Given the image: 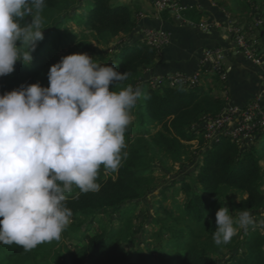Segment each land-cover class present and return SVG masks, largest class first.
<instances>
[{"label": "trees", "instance_id": "1", "mask_svg": "<svg viewBox=\"0 0 264 264\" xmlns=\"http://www.w3.org/2000/svg\"><path fill=\"white\" fill-rule=\"evenodd\" d=\"M63 3L0 0V264H45L47 240L61 228L67 233L71 229L70 239L83 243L57 250L60 264H144L140 250L127 251L120 243L129 233L130 212L155 180L150 155L159 152L180 160L183 141L197 138L194 125L219 114L229 100L198 85H171L166 75L159 84L144 74L155 66L162 48L137 36L128 44L122 40L107 59L103 56L88 65L70 61V74L59 76L53 70L52 82L43 83L46 62L39 58L50 41L58 47L60 27L66 21H76L105 42L133 33L136 27L130 5L122 2L86 0L83 13L67 10L60 21L53 19ZM28 10L45 12L43 24H47L24 37L17 13ZM185 12L187 18L200 21L202 12L197 8ZM161 16L172 22L169 11ZM24 44L27 47L20 53L17 48ZM27 54L34 56L33 64L24 60ZM70 79L76 83L73 92L64 90ZM123 90L128 92L115 103L113 96ZM129 109L135 119L120 120ZM50 110L62 117L80 112L86 119L42 135L37 128ZM158 125L161 129L152 133V126ZM257 141L241 146L222 136L202 150V161L187 175H194L198 184L186 177L173 182L180 183L174 198L179 191L185 194L183 202L175 200L178 213L161 203L147 215L161 226L158 234L169 231L168 242H177L166 256H159L158 264H264V233L256 228L238 239L234 228L220 234L217 223L223 217L217 195L224 187L244 194L232 201L233 209L246 215L239 214L241 218L262 215L264 143ZM204 142L201 136L200 146ZM162 196L167 198L166 191ZM25 197L36 199V205L25 204ZM98 215H103L102 222L120 215L122 224L102 225L84 241ZM72 218L76 221L67 224ZM169 218L181 224L175 226ZM208 233L219 235L204 239Z\"/></svg>", "mask_w": 264, "mask_h": 264}, {"label": "rangeland", "instance_id": "2", "mask_svg": "<svg viewBox=\"0 0 264 264\" xmlns=\"http://www.w3.org/2000/svg\"><path fill=\"white\" fill-rule=\"evenodd\" d=\"M64 1L65 3H63L62 7L55 12L53 19L59 18L60 21L61 15L64 14L67 10H70L72 13L84 12L83 6L86 4V0H73L72 3L71 0ZM111 1L112 3L122 2L130 5L132 14L135 17L136 25L140 16L151 15L150 10L144 7V2L154 6V4L150 0ZM205 1L211 7L210 10H212V8H215L224 13V22L217 21L216 18L205 19L207 20V22L206 24H202V28L207 31L210 27H215L214 25L216 24L218 27L223 28L228 36L229 42L233 44V46L227 48V51H230L231 54L236 50L244 60L252 64H254V61L248 56L264 58V0ZM66 2H70V4H67ZM197 9L199 11L201 10V12L203 10L201 8ZM210 10H208V12ZM163 11L158 12L160 14ZM185 14V11H181L180 18L186 17ZM44 16L45 12L37 10L20 11L17 13V19L19 20L17 25L21 27L20 31L24 35V37L25 35H31L34 31L39 32V30H42L41 28L44 26V24H47H43V19L45 20ZM202 18H205L203 12L201 19ZM60 28L62 31L58 39L61 42L59 43L58 47L55 48L52 45V41H50L48 43V51L39 58L40 61L46 62V67L44 69L45 71L41 77L43 83L52 82L51 72L53 70H58L59 76L70 74V61L88 65L94 61H100L103 56L104 59H107L122 40H125L128 44L134 41V36H137L134 33L121 34L110 39V41L105 42L98 38L93 31L85 29L83 25H78V23L74 20L66 21L63 25H61ZM240 40L243 41L244 45H241L239 43ZM210 46H219L224 48V46H222L221 44ZM26 47V44L20 45L17 50L19 49V52L21 53L22 51L24 52ZM33 47H35V44H32L30 49L33 50ZM204 58L205 56L203 57V60L201 62V67L198 69L200 76L197 88L202 89L205 92L219 94L220 91L224 89L226 90V78L224 77L226 76V70L223 65H218L220 63H217L218 59L215 56L213 59L215 61L217 60L216 63L214 60L209 59L204 61ZM24 60L29 64H33L35 62L34 56L32 54H27V56L24 57ZM147 72H144V74L146 73L147 75ZM102 75L103 73L101 72L100 75H98L97 79L101 78ZM173 76L174 75L168 77ZM156 79L160 81L158 82L160 84L163 80V76ZM66 83L67 86H65L64 90L67 92H73L74 88L76 87V83L71 82V79L70 81L66 80ZM169 84L173 85L172 82H170ZM150 85L155 88L160 87L158 85H155L153 82H151ZM126 92L128 91L123 90L121 93L113 96V101L115 103L121 101L124 98V94ZM99 118V116L96 117V119ZM122 118L126 119V122L133 121L135 119L134 111L132 109H129L128 111H126L124 116H121V118L119 119L122 120ZM83 119H86V116L81 115L80 112H74L73 114L67 113L62 117L61 114L57 112V110H50L47 118H45V120L39 125L37 129L42 135H50L55 127H70L73 126L75 122ZM159 129H161L160 125L152 126L151 132L155 133ZM201 136L202 134L197 133L198 138H194L189 141H183V155L180 160H175L172 157H164V155L159 152H153L150 155V157L154 160V167L151 169V174L155 176V180L150 186V189L144 199L132 212H130L129 216L131 219V226L128 229L129 233H127L125 239L120 243L127 251H131L133 249L140 250V257L141 259H143L144 264H158L160 260L159 256H166V251L173 249L177 244L176 240H171L170 242H168V239L171 235L168 230H165L168 231L165 233V236H162L160 233L158 234L157 232L160 230L161 226L154 224L151 221V218L148 220L147 215H153L155 208H157L161 203L171 208L175 213H178V210L175 206V200H177L178 202H183L185 200V194L179 191V193H177V199L174 198L176 190L175 187L180 186V183L172 185L176 179L186 177V179L193 182V184H198L195 180L194 175H187L191 171H194L196 166H198V164L202 161V150H205L211 145L210 142L204 140V145L200 146ZM261 142L264 143V133L260 138H258L257 144H260ZM164 165L166 167H164ZM193 173L195 174V172ZM164 191H166L167 198H164L162 196V192ZM243 196L244 194L240 191H237L235 188L226 187H224L217 195V199L221 203V212L223 213V217L221 218L220 216L217 220L218 225L221 227L220 234L227 233L231 228H234V233L238 234V239H241L247 231L256 228L264 233V208H262V215L253 214L250 217H247L248 219L241 218L239 214L244 217H246V215L237 213V211L233 209L232 201L240 200ZM26 199L27 201L25 204H27L28 206L36 205V199ZM147 208H149V210H147ZM162 215L166 214L163 213ZM114 217L115 219L110 222H106V220L108 219L107 217L105 221L102 222L103 215H98L96 217V220L92 223L91 231L86 234V239L84 241H87L89 236H91L95 232L101 231L102 225H105V227H110L111 225L120 226L122 224L121 216L114 215ZM74 221L76 220L72 218L67 221V224H71ZM168 222L175 224V226L181 224V222H175L172 218H169ZM59 230L58 231L61 233V237L59 235L60 233L58 235L51 234L49 239L47 240L46 248L42 253L45 264H60L61 261L59 259L57 250L64 249L65 245L67 244L74 247L77 245L81 246L83 243L82 241L79 242L77 239H70L69 234H74L71 229H68L69 234L62 228ZM218 235L208 233V235L206 234L203 237L207 240H213L217 238ZM58 237H60V239H58ZM223 252L227 254L228 249L226 247L223 248Z\"/></svg>", "mask_w": 264, "mask_h": 264}, {"label": "crops", "instance_id": "3", "mask_svg": "<svg viewBox=\"0 0 264 264\" xmlns=\"http://www.w3.org/2000/svg\"><path fill=\"white\" fill-rule=\"evenodd\" d=\"M183 1L194 3V8L203 9L202 12L205 18L200 19V22H194L187 17L181 19L172 15V22H169L162 18V13L159 14L153 5L144 2V7L150 10L151 15L140 16L133 33L137 37H141V35H145V30H157L159 28L170 32L169 41L162 47L155 66L147 72V75L152 78L164 75L191 74L201 67L204 51L207 47L221 44L227 50L226 45L231 44L223 28L218 27L217 24L207 31L202 28V24L207 22L205 19L216 18L217 21L224 22L222 11L215 8L210 10L211 7L205 0ZM208 10L211 12H208ZM221 63L226 70V90L224 89L219 94H215L228 99L230 104L240 106L261 97L264 106V84L260 67L244 60L239 53L233 52L231 54L230 51H227ZM261 164L264 168V157Z\"/></svg>", "mask_w": 264, "mask_h": 264}, {"label": "built area", "instance_id": "4", "mask_svg": "<svg viewBox=\"0 0 264 264\" xmlns=\"http://www.w3.org/2000/svg\"><path fill=\"white\" fill-rule=\"evenodd\" d=\"M150 1L158 11L167 10L177 18L181 17V11L183 12L195 7L194 3L183 0ZM144 34L145 35H141L142 40L160 48H162L170 38V32L163 28L145 30ZM239 43L244 45L242 40H240ZM226 53L227 50L223 47L209 46L204 51V61L207 59L214 60L213 58L215 56L218 59V62L214 60L215 63L217 62L220 63L218 65H222L221 60ZM248 57L253 59L255 65L260 67L264 84V58ZM199 76L200 73L199 70H197L191 74H175L170 78L173 85L188 84L189 86H195L199 83ZM158 82L160 81L158 80ZM194 127L197 129V133L202 134L204 140L210 142L211 145L220 140L222 136H229L241 146L249 142L254 143L258 140V137L264 133V106L262 104V98L257 97L242 106L228 103L219 114L207 115L200 123L195 124Z\"/></svg>", "mask_w": 264, "mask_h": 264}, {"label": "water", "instance_id": "5", "mask_svg": "<svg viewBox=\"0 0 264 264\" xmlns=\"http://www.w3.org/2000/svg\"><path fill=\"white\" fill-rule=\"evenodd\" d=\"M181 19H182V18H181ZM231 46H233V44L226 45L227 48H228V47H231ZM234 53H238V52L235 50Z\"/></svg>", "mask_w": 264, "mask_h": 264}]
</instances>
